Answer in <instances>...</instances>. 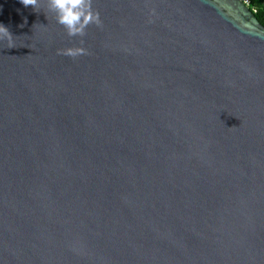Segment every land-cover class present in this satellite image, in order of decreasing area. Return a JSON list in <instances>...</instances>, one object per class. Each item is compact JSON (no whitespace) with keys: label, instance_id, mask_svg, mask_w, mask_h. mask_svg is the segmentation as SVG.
Masks as SVG:
<instances>
[{"label":"water","instance_id":"95a60500","mask_svg":"<svg viewBox=\"0 0 264 264\" xmlns=\"http://www.w3.org/2000/svg\"><path fill=\"white\" fill-rule=\"evenodd\" d=\"M92 9L100 25L69 37L47 0H0V264H264L249 2Z\"/></svg>","mask_w":264,"mask_h":264},{"label":"clouds","instance_id":"9594fccd","mask_svg":"<svg viewBox=\"0 0 264 264\" xmlns=\"http://www.w3.org/2000/svg\"><path fill=\"white\" fill-rule=\"evenodd\" d=\"M47 2L49 9L55 13L57 22L64 27L69 37H83L90 25L99 26L101 23L99 13L92 9V0H47ZM20 3L34 9L39 0H20ZM0 39H7L11 46L12 35L2 25H0ZM57 54L75 58L87 53L83 47H78L58 50Z\"/></svg>","mask_w":264,"mask_h":264},{"label":"trees","instance_id":"16d2710c","mask_svg":"<svg viewBox=\"0 0 264 264\" xmlns=\"http://www.w3.org/2000/svg\"><path fill=\"white\" fill-rule=\"evenodd\" d=\"M260 22L264 25V0H247Z\"/></svg>","mask_w":264,"mask_h":264}]
</instances>
